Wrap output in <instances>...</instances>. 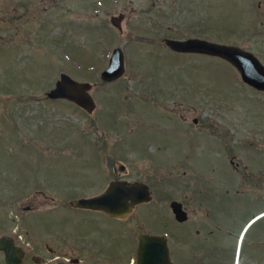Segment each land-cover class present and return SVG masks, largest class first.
<instances>
[{"label":"rangeland","instance_id":"374dc122","mask_svg":"<svg viewBox=\"0 0 264 264\" xmlns=\"http://www.w3.org/2000/svg\"><path fill=\"white\" fill-rule=\"evenodd\" d=\"M121 13L119 30L111 17ZM191 37L236 45L264 63V0H0V237L29 247L22 264L52 245V231L40 237L39 222L26 226L23 217L52 216L115 177L155 192L141 208L166 203L159 193L188 198L183 264H200L198 241L211 228L205 264H235L237 248L238 264H264V214L245 228L264 211V187H254L264 178V92L222 58L165 43ZM115 47L125 71L106 82ZM62 72L92 85L93 111L47 96ZM219 175L230 177L235 197L221 213L211 204Z\"/></svg>","mask_w":264,"mask_h":264},{"label":"flooded vegetation","instance_id":"af4514ba","mask_svg":"<svg viewBox=\"0 0 264 264\" xmlns=\"http://www.w3.org/2000/svg\"><path fill=\"white\" fill-rule=\"evenodd\" d=\"M233 162L231 160V163ZM125 167V164H121L122 170ZM250 176L245 174L243 178L245 177L244 179L250 183L258 179L256 176ZM229 179L230 177L223 175L215 177V189L213 190V200L211 202V204L215 205L214 212L217 210V213H221L230 210L232 202L235 200L234 195L231 196L230 194ZM263 179L262 177L259 179L261 181H255L254 187L263 189ZM225 180L228 181L226 185H224ZM115 181L126 182V184L143 183L140 181L130 182L126 179L115 177L99 193L70 197L66 203L67 207L58 209L52 216H50L51 214L38 213L35 216L28 214L25 218L23 217L22 222L26 226L31 225L33 227L39 222L40 237L44 236L46 231H52V245L45 244L44 257L32 255L36 264H138L141 241L144 236L159 238V242L167 248L172 264H177L178 261L176 260H180V257L187 258L186 252H188V247L191 243L188 238L191 236L190 232H192V229L190 230L189 226H186L189 220L188 205L190 202L186 196L185 198L177 199L171 193L168 194L169 196L159 193L160 201L164 200L166 203L159 202L157 203L158 205L154 203L150 209L141 208L142 205L153 202L155 192L150 190L151 198L149 201L134 204L123 215H115L99 208L78 207L73 204V201L78 198L91 197L103 193ZM236 190L239 193L243 192L241 189ZM200 199L202 200L203 198L200 196ZM201 200H198L199 206H206L205 201ZM255 200L257 203L263 202L261 196L256 197ZM173 201L180 202L182 208L188 212L186 221L182 222L176 218L173 211ZM32 208L33 206L29 205L25 210L31 211ZM262 212L264 211L262 210L259 213ZM215 222L219 224V229L222 230L223 225L217 219ZM205 224V221L201 223V225ZM201 231V229L195 228L196 234H200ZM213 232L214 230L211 228L208 231V235L198 241L200 245L199 255H201L200 264H205V254L214 253L212 250L206 253L204 251L205 246L212 241ZM263 233L264 231L262 230L261 234L263 235ZM12 240L17 247L22 248L24 251L22 263L24 260L31 258L29 256V247L26 246L24 249L18 246L14 239ZM262 242L263 239H261ZM156 248L154 246V250ZM51 254H53V257L49 258ZM46 259H48L49 263L46 262Z\"/></svg>","mask_w":264,"mask_h":264},{"label":"water","instance_id":"95a60500","mask_svg":"<svg viewBox=\"0 0 264 264\" xmlns=\"http://www.w3.org/2000/svg\"><path fill=\"white\" fill-rule=\"evenodd\" d=\"M124 14L113 15L111 22L122 30ZM166 45L179 53H198L222 58L229 62L239 73L242 81L264 92V63L249 50L236 45L208 40L201 37L185 39L166 38ZM125 71V56L121 47H115L109 58L108 66L101 72V79L106 82L114 81ZM92 88L90 83H82L68 73L62 72L55 86L47 93L51 99H67L91 112L96 106L92 96L87 93ZM150 188L144 183L126 184V182H112L101 194L91 197L78 198L73 204L78 207H91L106 210L115 215L126 214L131 207L139 202L149 201ZM119 194V195H116ZM173 211L179 221L188 219V212L182 208L178 201H173ZM264 212L255 215L245 228ZM159 238L144 236L141 241L138 264H172L168 250ZM154 246L157 248L154 250ZM0 251H3L6 264H21L24 251L17 247L10 237H0Z\"/></svg>","mask_w":264,"mask_h":264},{"label":"bare ground","instance_id":"6f19581e","mask_svg":"<svg viewBox=\"0 0 264 264\" xmlns=\"http://www.w3.org/2000/svg\"><path fill=\"white\" fill-rule=\"evenodd\" d=\"M242 240H243V236L242 235H240V237H239V240H238V246L240 245V243L242 242ZM239 250H238V248H237V253H236V262H235V264H238L239 263Z\"/></svg>","mask_w":264,"mask_h":264}]
</instances>
